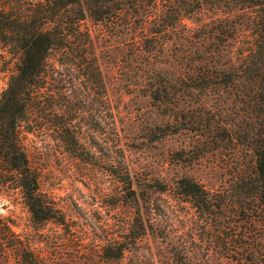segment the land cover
I'll list each match as a JSON object with an SVG mask.
<instances>
[{"label":"rangeland","instance_id":"374dc122","mask_svg":"<svg viewBox=\"0 0 264 264\" xmlns=\"http://www.w3.org/2000/svg\"><path fill=\"white\" fill-rule=\"evenodd\" d=\"M215 13H192L182 21L189 29L182 26L163 34L152 46L142 34L115 31L85 17L103 91L94 92L74 73L71 107L82 151L71 150L61 139L60 118L46 115L28 134L30 162L40 173V187L63 209L67 224L34 223L20 188L2 182L0 175V264H24L20 253L28 245L43 264H235L221 242L216 190L225 196V220L236 219L253 248L264 244V221L250 213L263 203L234 188L240 165L229 149L216 148V118L236 122V109L229 105L218 116L215 93L185 87L190 66L197 68L211 45L200 40L216 32V20H211ZM238 18L242 24L237 40H242L250 11L239 10ZM229 40L234 48L241 45ZM13 61L0 42V93ZM156 90L159 97L152 95ZM248 159L243 152L238 158L242 164ZM124 169L135 188L155 177L170 185L165 191H147V200L136 203L118 178ZM181 176L210 190L209 211H198L178 193L172 180ZM138 205L146 231L129 241L119 258L106 257L102 247L108 240L127 238L137 230L133 222Z\"/></svg>","mask_w":264,"mask_h":264},{"label":"trees","instance_id":"16d2710c","mask_svg":"<svg viewBox=\"0 0 264 264\" xmlns=\"http://www.w3.org/2000/svg\"><path fill=\"white\" fill-rule=\"evenodd\" d=\"M203 9H216L211 16L216 20V32L200 40L211 45L200 56L198 67L190 66L185 87L215 93L220 103L218 116L229 105L236 109V122L216 118V148L220 152L229 149L236 158L240 166L234 188L263 203L261 209L251 207L250 213L264 221V0H0V42L14 56L13 69L0 93V175L2 182L12 181L20 188L34 223L51 220L67 224V220L63 209L40 187V173L30 162L29 132L33 133L46 115L60 118L61 139L71 150L81 152L83 144L74 126L76 111L70 97L74 73L94 92L103 91L97 56L83 24L85 17L100 20L115 31L142 34L152 46L163 34L182 26L189 29L183 19ZM239 10L251 14L242 40H237L242 24L237 19ZM229 39L241 45L234 48ZM152 95L159 97V91ZM242 152L249 156L245 164L238 160ZM117 175L136 203L139 198L147 200V191H165L170 185L155 177L135 188L127 169ZM172 183L198 211L213 206L210 190L192 177H177ZM225 204L223 191L216 190L226 255L235 264H264V244L253 248L248 236L237 228L238 221L225 220ZM133 224L137 230L133 232L132 227L127 238L114 237L102 247L106 257L119 258L129 241L146 231L139 205ZM20 256L24 264H43L42 256L29 245Z\"/></svg>","mask_w":264,"mask_h":264}]
</instances>
